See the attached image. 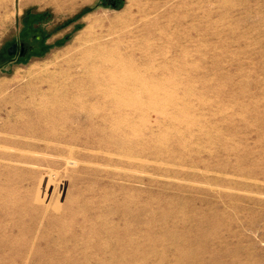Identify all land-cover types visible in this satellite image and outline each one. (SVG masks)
Segmentation results:
<instances>
[{
    "label": "rangeland",
    "instance_id": "rangeland-1",
    "mask_svg": "<svg viewBox=\"0 0 264 264\" xmlns=\"http://www.w3.org/2000/svg\"><path fill=\"white\" fill-rule=\"evenodd\" d=\"M111 1L0 0V88L118 91L0 141V264H264V0Z\"/></svg>",
    "mask_w": 264,
    "mask_h": 264
},
{
    "label": "bare ground",
    "instance_id": "bare-ground-1",
    "mask_svg": "<svg viewBox=\"0 0 264 264\" xmlns=\"http://www.w3.org/2000/svg\"><path fill=\"white\" fill-rule=\"evenodd\" d=\"M109 32L111 31L109 30ZM89 41L87 48L85 47L87 51L85 56L83 48L81 64L83 65V71L92 74L95 78L100 70L105 71L108 66L111 67L116 63L113 58L116 49L111 47L112 41L103 40L100 36ZM76 52L82 53V50L78 49ZM88 65L91 69L88 68ZM105 78V76L102 77V79ZM81 91L72 88H19L16 90L0 88V141L6 142V140H9L11 144H16L15 141H10L12 140L10 136L21 133L29 138L31 137L33 141L43 140L46 144L52 143V141L66 143L70 128L64 125L59 126L64 121L66 122L70 115L81 117L80 112L75 111L76 108L95 109L106 102L115 103L118 92L106 87H93L88 91L83 90V93ZM105 107L110 110L106 105ZM114 107L112 106V108ZM106 112L102 113L104 120L111 114L108 111ZM27 145L38 146L35 142ZM1 154L3 152L0 151Z\"/></svg>",
    "mask_w": 264,
    "mask_h": 264
},
{
    "label": "trees",
    "instance_id": "trees-1",
    "mask_svg": "<svg viewBox=\"0 0 264 264\" xmlns=\"http://www.w3.org/2000/svg\"><path fill=\"white\" fill-rule=\"evenodd\" d=\"M27 16H28V19L25 20V24H26L25 29H26V31L32 32V31H34L33 27L35 26L34 24L37 22V19L33 18L31 12H29V11L27 13ZM29 16H30V18H29ZM45 38H46V35L43 33L42 39L44 40ZM44 47L48 48V46H45V45L42 46V48H44Z\"/></svg>",
    "mask_w": 264,
    "mask_h": 264
},
{
    "label": "water",
    "instance_id": "water-1",
    "mask_svg": "<svg viewBox=\"0 0 264 264\" xmlns=\"http://www.w3.org/2000/svg\"><path fill=\"white\" fill-rule=\"evenodd\" d=\"M26 43L25 42H21L20 43V55L23 56L27 53V49H26ZM17 48H18V44L14 43L12 44L11 48L9 49V53L10 54H15L17 52Z\"/></svg>",
    "mask_w": 264,
    "mask_h": 264
},
{
    "label": "flooded vegetation",
    "instance_id": "flooded-vegetation-1",
    "mask_svg": "<svg viewBox=\"0 0 264 264\" xmlns=\"http://www.w3.org/2000/svg\"><path fill=\"white\" fill-rule=\"evenodd\" d=\"M111 2H112V3H115V2H117V0H112ZM20 43H21V42L18 43V48H17V52H16V53H17L21 58L27 57V56H28L32 51H34V49H35L31 44L26 43V45H27V46H26L27 53H26L25 55L21 56V55H20ZM16 53H15V54H16Z\"/></svg>",
    "mask_w": 264,
    "mask_h": 264
}]
</instances>
